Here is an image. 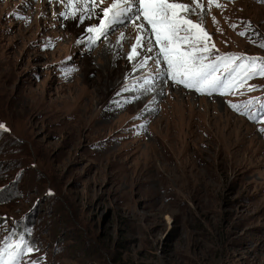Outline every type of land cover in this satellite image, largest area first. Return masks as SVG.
<instances>
[{
  "label": "rangeland",
  "instance_id": "obj_1",
  "mask_svg": "<svg viewBox=\"0 0 264 264\" xmlns=\"http://www.w3.org/2000/svg\"><path fill=\"white\" fill-rule=\"evenodd\" d=\"M62 3L0 0V251L18 252L12 264H264V116L243 114L264 77L184 89L159 78L163 62L139 67L155 51L129 62L130 23L90 47L111 3L83 34ZM203 3L210 58L264 59V2Z\"/></svg>",
  "mask_w": 264,
  "mask_h": 264
},
{
  "label": "snow or ice",
  "instance_id": "obj_2",
  "mask_svg": "<svg viewBox=\"0 0 264 264\" xmlns=\"http://www.w3.org/2000/svg\"><path fill=\"white\" fill-rule=\"evenodd\" d=\"M103 2L104 0H66V12L60 15L65 18H76L79 15L83 22L85 14L92 13ZM207 2L209 6L222 7L218 0ZM205 10L203 0H192L191 4L183 0H113L110 6L101 9L100 23L88 27L86 31L94 34L89 40L95 45L101 37H106L109 30L128 21L137 29L135 43L127 55L129 62L141 57L142 52L155 51L156 56L145 57L139 67H144L148 59H154L156 63L163 62L167 65L165 79L201 94L234 93L244 88L246 81L252 77H264V59L258 63L257 58L231 54L210 58L215 44L209 43L211 36L203 26ZM193 15L200 19L194 21L190 18ZM213 22L216 23L214 17ZM239 35L244 36L245 33L240 32ZM123 39L124 33H121L120 40ZM259 46L264 48V41ZM252 90V86H248V91ZM252 104V100L244 104L246 111L243 114H249L247 110ZM230 106L237 110L241 107L236 104ZM260 108L264 110V104ZM249 118L255 120L256 114L252 113ZM0 130L8 129L0 124ZM20 246L15 245L16 249ZM27 251L31 252L32 249L28 248ZM5 252L8 253L7 260L2 259ZM17 256L18 252H8L5 248L0 251V264H12Z\"/></svg>",
  "mask_w": 264,
  "mask_h": 264
},
{
  "label": "bare ground",
  "instance_id": "obj_3",
  "mask_svg": "<svg viewBox=\"0 0 264 264\" xmlns=\"http://www.w3.org/2000/svg\"><path fill=\"white\" fill-rule=\"evenodd\" d=\"M65 2L66 1H63V3L62 4H60V6H61V8H62V10L64 9V7H65ZM106 2H108V5L112 2V0H104V2L102 3V4H100L99 5V8H97L95 11H96V17H95V19L96 20H94V22H95V25H96V21H97V19H98V16H99V11H100V9L103 7V5L104 4H107ZM64 11V10H63ZM66 22H69V28H70V26H71V32H74L75 34L76 33H80V34H83V32H84V24H87L88 22H91V21H89V20H87V21H83V22H81L80 21V19H79V15L74 19V20H72L71 19V17H69V18H67V21ZM130 31H132V30H130ZM70 32V33H71ZM77 36V35H76ZM109 52V51H108ZM137 70V67H134L133 68V70H129V68H128V72L129 73H131L132 71H136ZM127 88V87H126ZM126 88H124V89H126ZM126 90H128V89H126ZM124 91V90H123Z\"/></svg>",
  "mask_w": 264,
  "mask_h": 264
}]
</instances>
